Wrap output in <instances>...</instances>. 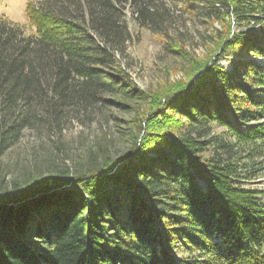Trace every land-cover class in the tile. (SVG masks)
I'll list each match as a JSON object with an SVG mask.
<instances>
[{
  "label": "trees",
  "instance_id": "16d2710c",
  "mask_svg": "<svg viewBox=\"0 0 264 264\" xmlns=\"http://www.w3.org/2000/svg\"><path fill=\"white\" fill-rule=\"evenodd\" d=\"M257 1L264 15V0ZM204 3L211 12L229 5ZM158 6L157 0H29L34 32L28 34L0 11V150L31 125L38 104L60 117L67 106L109 102L106 94L133 97L138 89L120 59L132 39L126 11L156 29ZM235 41L241 52L264 58V25ZM242 63L232 76L215 72L220 86L209 76L190 79L180 103L165 109L201 124L219 120L238 138L264 139V121L243 125L264 118V66ZM251 70L257 91L244 83ZM244 102L254 109L241 113ZM187 136L179 141L190 146L164 136L137 142L118 167L108 159L63 189L56 182L27 196V188L16 187L0 199V264H264L259 191L241 185L231 162L199 155L209 141Z\"/></svg>",
  "mask_w": 264,
  "mask_h": 264
},
{
  "label": "rangeland",
  "instance_id": "374dc122",
  "mask_svg": "<svg viewBox=\"0 0 264 264\" xmlns=\"http://www.w3.org/2000/svg\"><path fill=\"white\" fill-rule=\"evenodd\" d=\"M204 1L157 0L156 29L141 26L129 8L126 20L132 39L120 59L138 92L131 98L106 94L109 102L67 106L60 117L53 116L47 105L38 104L31 125L21 130L14 144L0 150V199L12 196L21 186L54 187L58 182L63 189L71 186L69 179L99 168L108 159L118 167L116 162L126 159L135 143L140 146L155 136L174 137L178 145L190 146L179 141H186L188 134L210 142L201 146L199 155L220 157L235 165L241 185L259 191L257 197L264 205V139L238 138L219 120L209 118L207 124H201L178 110L165 109L180 103L178 93L185 91L192 78L197 81L209 76L220 86L222 75L216 76L217 71L232 76V69L247 59L264 66V58L256 51L241 52L235 41L241 34L250 37L261 30L262 5L257 0H224L229 5L220 4L218 11L211 12ZM28 2L5 0L0 7L5 21L21 26L27 34L34 32L27 16ZM244 83L252 91L260 87L253 70ZM248 109L254 108L244 102L239 111L247 113ZM164 110L166 115H159ZM263 121L255 116L243 125L252 127ZM220 143L228 147L219 148ZM150 146L148 154L155 155ZM201 185L206 188L203 181Z\"/></svg>",
  "mask_w": 264,
  "mask_h": 264
},
{
  "label": "water",
  "instance_id": "95a60500",
  "mask_svg": "<svg viewBox=\"0 0 264 264\" xmlns=\"http://www.w3.org/2000/svg\"><path fill=\"white\" fill-rule=\"evenodd\" d=\"M56 185V184H55ZM54 188V187H52V186H47L46 184H43V185H38V186H36V187H33V188H30V189H28L29 190V192L27 193V196H31L32 194L33 195H36V194H38V193H40V192H44V190H46V188ZM56 188H60L61 189V186H58V187H56ZM31 194V195H30Z\"/></svg>",
  "mask_w": 264,
  "mask_h": 264
}]
</instances>
